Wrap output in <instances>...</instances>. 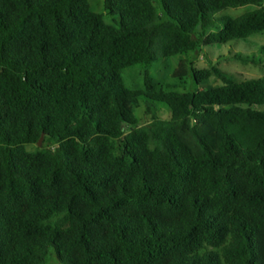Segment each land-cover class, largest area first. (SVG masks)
<instances>
[{"label":"trees","instance_id":"trees-1","mask_svg":"<svg viewBox=\"0 0 264 264\" xmlns=\"http://www.w3.org/2000/svg\"><path fill=\"white\" fill-rule=\"evenodd\" d=\"M105 3L0 0V264H264V77L151 73L264 34V0Z\"/></svg>","mask_w":264,"mask_h":264},{"label":"rangeland","instance_id":"rangeland-1","mask_svg":"<svg viewBox=\"0 0 264 264\" xmlns=\"http://www.w3.org/2000/svg\"><path fill=\"white\" fill-rule=\"evenodd\" d=\"M90 3L91 10L98 15H102L105 17V21L110 24L114 25L115 19L119 20L117 17H112L108 15L105 11V0H88ZM256 7L248 6L242 9H230L224 12V16H231V17H240L245 13L250 11H254ZM264 45V34L262 35H254L248 42L241 43L237 45L235 48L224 47V48H207L205 49V54L198 56L197 58H190V57H180V58H173L169 59L168 61L164 62L161 60L159 65H163L164 69H156L152 68L151 73L154 77H157V80L164 81L165 79L169 78L172 74V71L176 69L182 60H191L193 64L198 69H206L216 67L226 73L232 74L237 81H244L249 79H260L264 77V70L260 67H257L253 64H244L242 62H238L234 60L232 57L238 53H243L244 55H251L253 52H257L258 47ZM225 57V58H223ZM223 58V59H222ZM221 59V60H220ZM156 69V70H155ZM148 70V67L136 65L127 69L124 74L123 78L126 85L131 89H141L142 88V77ZM210 84L212 86H219L221 83L218 81L216 77L211 79ZM48 264H60L58 262L57 257H53L50 259Z\"/></svg>","mask_w":264,"mask_h":264},{"label":"water","instance_id":"water-1","mask_svg":"<svg viewBox=\"0 0 264 264\" xmlns=\"http://www.w3.org/2000/svg\"><path fill=\"white\" fill-rule=\"evenodd\" d=\"M44 142V135L43 137L41 138L40 142H39V146L41 147L42 146V143Z\"/></svg>","mask_w":264,"mask_h":264}]
</instances>
